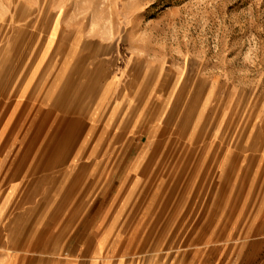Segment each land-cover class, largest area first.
<instances>
[{
  "label": "rangeland",
  "instance_id": "374dc122",
  "mask_svg": "<svg viewBox=\"0 0 264 264\" xmlns=\"http://www.w3.org/2000/svg\"><path fill=\"white\" fill-rule=\"evenodd\" d=\"M0 71L24 152L67 123L80 140L78 118L106 89L110 107L134 112L136 144L122 152L155 125L166 139L151 145L164 161L141 162L153 176L130 205L92 203L71 240L28 241L16 264H256L246 233L264 147V0H0Z\"/></svg>",
  "mask_w": 264,
  "mask_h": 264
},
{
  "label": "crops",
  "instance_id": "0c3cea01",
  "mask_svg": "<svg viewBox=\"0 0 264 264\" xmlns=\"http://www.w3.org/2000/svg\"><path fill=\"white\" fill-rule=\"evenodd\" d=\"M6 80L7 74L0 71V264H7L8 255L16 264L28 241L71 240V219L79 222L85 210L94 207L92 203L117 208L121 195L123 206L130 205L137 189L151 183L153 176L152 170L141 168V162L164 161L165 152L151 151V145L166 139L154 141L152 134L161 129L155 125L144 141L138 140L139 152H122L120 145L134 149L136 144L134 112L110 107L105 99L113 90L106 89L92 112L77 117L85 126L80 140L67 123L53 141L43 145L42 152L37 141L36 151L24 152L18 132L21 121H15L13 128L7 122L11 110L7 111ZM24 92L15 90V114ZM120 161L126 162L124 169L119 168ZM253 183L254 227L246 239L253 241L256 264H264V147L256 157ZM109 192L110 198H104Z\"/></svg>",
  "mask_w": 264,
  "mask_h": 264
}]
</instances>
